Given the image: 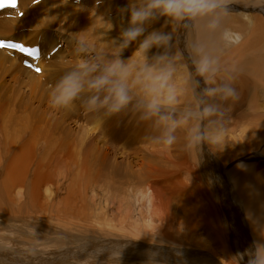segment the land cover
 <instances>
[{"label":"rangeland","instance_id":"rangeland-1","mask_svg":"<svg viewBox=\"0 0 264 264\" xmlns=\"http://www.w3.org/2000/svg\"><path fill=\"white\" fill-rule=\"evenodd\" d=\"M100 4L82 8L106 23L124 21L128 26L127 18L122 19L115 8L100 11ZM6 18L23 16L16 12L0 16ZM55 26L34 31L19 28L29 37L38 32L40 38L45 32L61 37L46 58L60 47L62 53L47 64L43 76L28 69L35 75L30 78L19 68L9 70V64L0 68V264H235L232 257L247 249L253 239L242 220L241 205L234 199L230 177L223 171L227 159L222 145H239L241 131L250 122L244 111L248 103L237 98L229 106L219 94L211 99L203 95L213 85L195 78L189 48L191 21L176 23L160 17L145 25V35L158 30L172 37L167 54L179 94L174 117L196 113L203 106L201 101L217 108L211 120L192 116L178 127L171 148L155 143L164 130L155 119L143 118L135 99L110 117H98L79 106L52 107L49 85L74 64L73 43L83 41L101 50L76 25L64 31ZM19 29L8 32L17 36ZM64 38L65 47L60 42ZM31 42L33 37L27 43ZM47 42L43 39L46 51ZM137 46L134 42L122 58L133 57ZM164 51L153 48L148 58ZM104 52L110 56L112 47ZM226 55L223 51L219 58L217 84L224 82V72L232 71L234 57ZM198 123L206 132H224L214 143L202 142L191 152L189 131ZM3 126L12 131L11 141L6 140ZM31 133L37 136L31 148L24 150ZM21 147L25 155L15 159L17 170L9 174L6 167L14 159L12 152ZM191 162L198 171H192ZM253 164L259 165L256 173L264 185V158L258 157ZM159 204L165 208V224L156 208Z\"/></svg>","mask_w":264,"mask_h":264},{"label":"clouds","instance_id":"clouds-1","mask_svg":"<svg viewBox=\"0 0 264 264\" xmlns=\"http://www.w3.org/2000/svg\"><path fill=\"white\" fill-rule=\"evenodd\" d=\"M250 7L264 11V0H250ZM221 12H228L223 0H140L119 8L121 18H127L128 26L122 30L119 40L112 42L111 55L93 49L83 41L74 42L72 55L75 62L49 85L50 104L58 109L79 106L98 117H110L127 109L135 99L143 118L155 119L164 130L155 143L171 148L178 127L186 125L192 116L199 121L211 120L217 108L201 101L203 106L196 113H188L179 119L174 117L179 94L172 83L175 69L167 54L172 37L158 30L145 35V25L160 17L176 23L202 21L206 31L214 34L220 28ZM242 41L243 36L236 35L235 41L231 42ZM134 42H138V46L133 57L122 58V52ZM153 48L165 51L149 59L148 53ZM189 48L195 75L203 78L206 84L213 85L206 87L203 95L209 99L218 94L224 99H237L238 94L231 82L216 83L221 65L214 45L210 41L196 40ZM136 53L139 57L134 59ZM97 122L103 123V120L98 119ZM223 132L222 129L206 132L200 124L193 125L189 148H198L202 142L212 144ZM248 218L258 238L231 260L235 264H264V235L261 234L264 233V222L251 214Z\"/></svg>","mask_w":264,"mask_h":264},{"label":"bare ground","instance_id":"bare-ground-1","mask_svg":"<svg viewBox=\"0 0 264 264\" xmlns=\"http://www.w3.org/2000/svg\"><path fill=\"white\" fill-rule=\"evenodd\" d=\"M99 1L102 2V4H100L101 6L98 7V10L113 11V8H115L117 12H119V8L129 3H139V0H80L81 3L79 4L73 3L71 0H18V5L15 10H3L0 12V16L12 15L14 12H16V15H19L22 12L23 18L20 20L12 18L0 19V41L18 42L26 47L37 46L40 49V58L37 60L36 64L37 67L40 68V74L42 76L47 72V64L58 58L62 53L63 48L60 47L61 49L59 48L54 55L49 57V60L46 58V55L50 52L52 53V50L57 47V43L55 44V42L61 37H59V35L49 36L50 34L46 32L42 33V38L39 37V32L38 34L32 32L34 35L29 37L27 35L30 34L20 31V29H26L23 27L27 26L32 29H39L47 27L48 25L55 26L57 23L59 26L58 30L64 31L68 30L70 26L74 24L77 26L78 30L80 29L82 31L81 35H88L92 41L98 43L102 51H106L112 47L113 41L119 40L121 35L120 32L127 27V24L125 25L124 21L116 24L106 23L104 18L90 12L87 10L88 8H82L84 4L93 6L96 2L99 4ZM224 7L228 9V12L220 13V28L214 34H209L206 31L205 22L191 21L190 35L192 42L196 40L210 41L214 45L219 58L223 51L228 57H234V61L230 64V69H232V71L224 72L223 79L224 81L231 82L236 89L238 98L245 100L246 104L248 103L244 111H246L250 122L247 124L245 121V125H247L244 126V130L241 131L240 138L238 139L239 145H235V147H239L238 150H235L233 146L225 147L222 145L224 148V156L227 159L223 171L230 177L229 181L231 182L234 192V199L239 203V205H236L239 207L241 205V212L244 217L242 220L246 223L249 235L251 234V238L254 240L257 239L258 236L253 231L252 222L248 218L249 214L261 222H264V185L256 173L259 165L253 164L258 157L264 158V11H256L255 7H250V0H227L226 3H224ZM252 12L257 13V15H251ZM10 29H14L13 31L19 29V35H10V32H8ZM32 29L28 30L27 28L28 31H32ZM34 30L37 29H33V31ZM236 35H242L243 41L240 43H232L231 41H235ZM32 37L33 42L28 44L27 42L32 39ZM43 39L48 41V51L45 50ZM60 42L64 43L63 47H65V43H67L66 39L65 41L60 40ZM25 60L23 56L16 52H9L5 49L0 50L1 69L5 64H9L10 66H7L9 70L19 68L23 73L28 74L30 78H34L32 76H35L33 75L35 73L31 74L32 71L30 72L27 68L22 66L21 63ZM231 61L232 60H230V62ZM197 77L198 76L195 75L196 79ZM32 83V87L36 88L37 83L34 81H32ZM232 100L233 99H227L229 106H231L230 102L236 103L238 101L237 99V101ZM229 109L231 111V107ZM5 128L6 130L3 131V134L7 141H11L12 138L9 139V136L13 135L12 131L9 132L8 128L3 126V129ZM30 136L32 137L25 140L23 143V147H25L24 150L31 148L30 146L34 140L33 137L37 135L31 133ZM23 147L18 150L15 149V151L12 152L14 159H11L7 166L8 168L6 167L9 174L17 170H15L14 167L15 163H17L15 159H21V157L25 155V153L22 152ZM72 151L75 154V151ZM191 152H194V150ZM237 154L240 156L243 154V156H241L240 159L233 160L235 159V155L237 157ZM188 164L193 172L198 171L197 165L195 166L192 162ZM23 170L22 172H24ZM197 175L199 174L197 173ZM10 176L13 181L12 174ZM196 178L198 177L196 176ZM156 208L161 212V216H159L162 219L165 214L163 204L156 205ZM163 221L162 219V222ZM261 234L264 235V233Z\"/></svg>","mask_w":264,"mask_h":264},{"label":"snow or ice","instance_id":"snow-or-ice-1","mask_svg":"<svg viewBox=\"0 0 264 264\" xmlns=\"http://www.w3.org/2000/svg\"><path fill=\"white\" fill-rule=\"evenodd\" d=\"M16 0H0V8L2 7H15Z\"/></svg>","mask_w":264,"mask_h":264}]
</instances>
